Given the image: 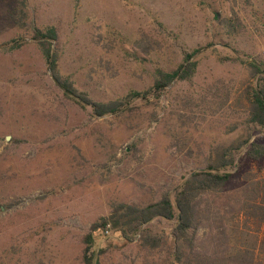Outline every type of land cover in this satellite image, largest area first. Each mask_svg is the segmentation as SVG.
<instances>
[{"label": "rangeland", "instance_id": "obj_1", "mask_svg": "<svg viewBox=\"0 0 264 264\" xmlns=\"http://www.w3.org/2000/svg\"><path fill=\"white\" fill-rule=\"evenodd\" d=\"M19 1L0 0V264H84V236L112 203L174 197L213 147L250 137L244 154L264 142V128L247 121L246 93L256 80L247 61L264 60V0H26L24 27ZM46 25L58 32L60 72L94 101L150 88L157 68L173 70L197 48L199 64L133 111L100 116L55 82L33 38ZM239 171L216 205L247 177L263 178L264 160ZM175 223L149 226L173 241ZM95 249L103 264H165L168 255L119 233Z\"/></svg>", "mask_w": 264, "mask_h": 264}, {"label": "trees", "instance_id": "obj_2", "mask_svg": "<svg viewBox=\"0 0 264 264\" xmlns=\"http://www.w3.org/2000/svg\"><path fill=\"white\" fill-rule=\"evenodd\" d=\"M19 3L15 22L24 27L27 2L20 0ZM57 37L54 25L34 29L33 38L41 45L55 82L68 97L82 106L91 105L100 116L133 111L135 100H149L152 95L159 97L175 80L191 79L199 64L196 55L201 51L197 48L187 52L183 62L173 70L157 68L150 88L131 90L122 98L99 102L60 72L59 54L52 48V40ZM247 65L250 76L256 78L246 89L247 121L264 128V60L251 58ZM249 140L247 137L213 147L206 166L192 171L176 189L174 197L164 191L158 200L144 205L112 203L109 214L95 220L84 236L83 263L103 264L96 257L97 238L119 233L129 240L139 235L142 247L149 252H167L165 264H264V177H247L240 185L239 194L215 204L216 198L239 176L243 163L264 160V142L253 141L242 154ZM156 218L176 220L171 232L173 241L165 231L154 232L149 226ZM249 223L257 229L253 230Z\"/></svg>", "mask_w": 264, "mask_h": 264}]
</instances>
